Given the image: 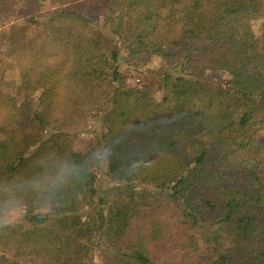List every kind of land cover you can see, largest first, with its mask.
<instances>
[{
	"label": "trees",
	"instance_id": "trees-1",
	"mask_svg": "<svg viewBox=\"0 0 264 264\" xmlns=\"http://www.w3.org/2000/svg\"><path fill=\"white\" fill-rule=\"evenodd\" d=\"M46 2L71 8L65 25L43 26L69 31L67 76L98 106L101 151L74 148L86 103L56 113L57 85H0L8 108L0 123V264H94L95 248L105 264H264V143L252 135L264 131V23L252 29L264 0H23V7ZM15 5L0 0V18ZM92 8L109 12L100 27L83 18ZM107 25L120 45L99 33ZM117 46L131 60L165 63L161 101L148 87L123 86L97 105V84L122 82ZM218 72L228 79L210 85L207 76ZM4 86L25 94L36 86L42 97L30 113ZM100 154L121 185L99 193ZM232 168L234 183L226 180ZM134 183L152 188L136 191ZM12 209L20 220L3 222Z\"/></svg>",
	"mask_w": 264,
	"mask_h": 264
},
{
	"label": "rangeland",
	"instance_id": "rangeland-1",
	"mask_svg": "<svg viewBox=\"0 0 264 264\" xmlns=\"http://www.w3.org/2000/svg\"><path fill=\"white\" fill-rule=\"evenodd\" d=\"M70 12L71 8L68 5L60 6L49 2L42 3L38 10L33 11L23 7V0H16L13 11L9 15L0 18V85H19L20 87V85H25L26 80H31V85H57V90L53 97L56 113H60L62 110L74 109L75 105L79 104L80 101H82V104L86 103L88 106L85 111V118L78 125V128L72 131L74 148L81 153L90 151L98 153L101 151L100 140L104 131V127L99 122L101 114H98L96 110L98 106L91 104L93 101L91 96H84L79 87L73 86L82 84L74 82L72 76H67V67L70 66L67 60L71 54L64 51L63 43L66 42L69 31H65L62 28L60 35V30L52 31L48 25L43 26V23L49 24V22L54 25L57 23L65 25L70 20ZM108 15L109 12L107 10L100 11L92 8L83 18L91 27H100L105 23L103 20ZM32 16L34 17L33 19H31ZM124 23L125 18L121 24ZM262 23H264V4L259 10L258 19L252 22V29L257 31ZM114 25L116 24H113V27ZM110 27L111 25H107L105 27L106 30L99 29L98 31L99 33L103 31L104 34H102L105 37L116 45H120L116 36L108 33L113 29L112 27L107 31ZM75 28L77 32L82 29V27ZM57 37L61 40L58 41ZM60 64L62 65L61 67H59ZM164 64L159 58L146 61L143 56L137 60H131L125 50L119 47L117 65L120 68L122 82L112 84L106 79L97 84L98 88L93 91V96H97L95 102H97L99 107L102 106L110 92L112 93L123 86L128 88L148 87L151 96L155 100L161 101L163 90L158 83V75L165 69ZM29 69H32L31 72H28ZM22 72L26 75H23ZM44 75L47 81L34 82V80H40ZM227 79V74L218 72L209 74L206 80L210 85H217ZM2 91L3 94L14 97L17 105L21 103L25 105L22 110L26 109L30 113L36 109L43 92L36 86L28 94H25L22 89L19 90L11 86H4ZM83 107L85 108L84 105ZM75 109L78 108L76 107ZM7 110L8 108H4L0 104V123H4L2 121ZM46 131L49 132V129ZM252 135L259 142L264 143V131L253 132ZM4 138L5 135L0 126V142H3ZM238 171L236 168L229 169L226 180L229 179L231 183H234L239 176ZM94 172L96 175L94 188L99 193L121 185L107 173L106 161L102 154L99 155L98 168H95ZM151 188L148 184L134 183L136 191L149 190ZM21 216L22 211L20 209H12L3 214L2 220L5 223L12 224L18 222ZM2 251L0 250V256H5ZM92 255L94 264H105L104 256L106 255L101 252L100 248H95Z\"/></svg>",
	"mask_w": 264,
	"mask_h": 264
}]
</instances>
